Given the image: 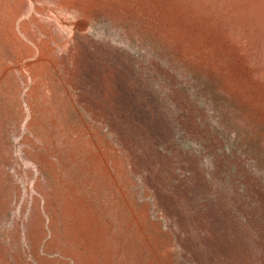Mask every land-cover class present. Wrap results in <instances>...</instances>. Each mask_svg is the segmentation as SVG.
Segmentation results:
<instances>
[{
  "label": "rangeland",
  "instance_id": "rangeland-1",
  "mask_svg": "<svg viewBox=\"0 0 264 264\" xmlns=\"http://www.w3.org/2000/svg\"><path fill=\"white\" fill-rule=\"evenodd\" d=\"M0 264H264V0H0Z\"/></svg>",
  "mask_w": 264,
  "mask_h": 264
}]
</instances>
